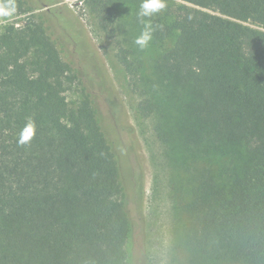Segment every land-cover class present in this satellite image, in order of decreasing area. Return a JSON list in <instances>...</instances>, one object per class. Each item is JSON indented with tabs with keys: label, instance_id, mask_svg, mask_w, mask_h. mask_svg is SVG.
<instances>
[{
	"label": "trees",
	"instance_id": "trees-1",
	"mask_svg": "<svg viewBox=\"0 0 264 264\" xmlns=\"http://www.w3.org/2000/svg\"><path fill=\"white\" fill-rule=\"evenodd\" d=\"M30 1L0 0V15L26 13ZM181 1L153 18L163 28L152 43L176 38L153 58L133 43L141 0L86 5L109 38L123 37L138 114L154 120L174 188L189 196L178 208L189 212V264H264V0ZM38 15L45 24L0 33V264H134L128 249L144 219L130 215L97 109L66 98L74 76L57 42L82 28L59 6ZM29 118L36 136L20 146Z\"/></svg>",
	"mask_w": 264,
	"mask_h": 264
},
{
	"label": "rangeland",
	"instance_id": "rangeland-1",
	"mask_svg": "<svg viewBox=\"0 0 264 264\" xmlns=\"http://www.w3.org/2000/svg\"><path fill=\"white\" fill-rule=\"evenodd\" d=\"M52 1L31 0L27 3L31 9L26 13L10 9L1 14L0 33L7 25L23 26L29 20H43L45 24L46 21L38 14L56 6L60 7L61 13L70 14L76 20L81 31L78 29L76 34L67 31L65 36L68 38L64 43L57 42L62 58L74 76L68 84L66 98L70 106L75 107L87 97L97 109L101 129L117 155L130 215L135 222L144 219L143 230L137 224L132 246L128 249L133 253V263L189 264L182 244V234L187 232L185 225L189 227V212L187 209L179 212L178 209L186 206L189 196L174 188L177 178L163 144L155 135L154 120L138 114L139 96L129 86L126 69L119 60V56L128 49L123 37L109 38L88 10L86 0ZM168 2L185 4L181 0ZM66 26H69L68 21ZM48 30L55 39L57 36L52 29L48 27ZM175 40L168 36L152 43L147 49V57L167 52ZM120 135L126 137V145H123ZM133 167L139 168L142 177L138 200L134 199L135 183L128 172ZM178 217L184 223L177 220Z\"/></svg>",
	"mask_w": 264,
	"mask_h": 264
},
{
	"label": "clouds",
	"instance_id": "clouds-1",
	"mask_svg": "<svg viewBox=\"0 0 264 264\" xmlns=\"http://www.w3.org/2000/svg\"><path fill=\"white\" fill-rule=\"evenodd\" d=\"M167 6L168 0H141L136 12V21L142 28L133 41L139 50H147L154 40L155 33L163 28V25L154 23L153 18L162 13ZM36 132V123L29 118L17 134L18 145L29 146L36 136Z\"/></svg>",
	"mask_w": 264,
	"mask_h": 264
},
{
	"label": "built area",
	"instance_id": "built-area-1",
	"mask_svg": "<svg viewBox=\"0 0 264 264\" xmlns=\"http://www.w3.org/2000/svg\"><path fill=\"white\" fill-rule=\"evenodd\" d=\"M70 1H72V0H66V2H70Z\"/></svg>",
	"mask_w": 264,
	"mask_h": 264
}]
</instances>
